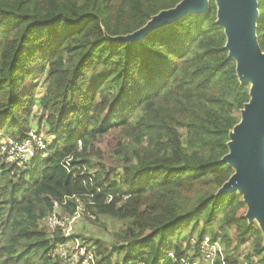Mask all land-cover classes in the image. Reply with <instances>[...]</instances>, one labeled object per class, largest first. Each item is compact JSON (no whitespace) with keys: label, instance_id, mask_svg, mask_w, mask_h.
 <instances>
[{"label":"trees","instance_id":"trees-1","mask_svg":"<svg viewBox=\"0 0 264 264\" xmlns=\"http://www.w3.org/2000/svg\"><path fill=\"white\" fill-rule=\"evenodd\" d=\"M180 1L0 0V138L22 139L34 105L54 137L24 170L0 155V264H63L54 254L63 238L40 220L54 202L71 214L73 199L62 201L72 194L96 215L126 221L110 252L91 248L99 263L178 264L208 236L235 252L250 240L251 263L264 264L263 235L241 194L217 193L234 172L221 159L251 86L228 56L215 2L143 37L111 39ZM257 9L264 51V0ZM104 135L121 159L98 160L91 173L90 156L103 155L93 142ZM68 156L70 172L61 165Z\"/></svg>","mask_w":264,"mask_h":264},{"label":"water","instance_id":"water-1","mask_svg":"<svg viewBox=\"0 0 264 264\" xmlns=\"http://www.w3.org/2000/svg\"><path fill=\"white\" fill-rule=\"evenodd\" d=\"M210 0H181L173 8L152 16L139 30L116 36L131 41L170 23L187 12L202 13ZM217 7L216 23L226 35L228 56L236 61L241 83L250 84V100L240 111V121L230 132L229 152L221 159L234 172L217 193L237 191L246 205L245 217L255 220L263 235L264 246V51L255 33L257 0H213Z\"/></svg>","mask_w":264,"mask_h":264},{"label":"rangeland","instance_id":"rangeland-1","mask_svg":"<svg viewBox=\"0 0 264 264\" xmlns=\"http://www.w3.org/2000/svg\"><path fill=\"white\" fill-rule=\"evenodd\" d=\"M96 73L95 70L89 71L87 74L89 76H93ZM34 80H37V86L36 89V96L39 97L42 94L43 90V77L37 76ZM32 113L30 115V124H27L26 128L29 127H35V129H39L38 132L41 134V136L45 139L47 144L51 143L54 140V137L52 134H50L48 127L45 124L44 118L39 123L38 117L43 116L42 109L38 107V105H34L32 109ZM118 141L115 139L113 135H104L99 138H97L93 142V148L97 149L101 153L103 152L102 159L98 157H94V155L90 156V164L91 169L89 172L93 173L97 168V161L99 160L102 164L108 165L111 162V156L112 154L116 157L121 159L117 154L114 153L113 148H116V144ZM16 170H19V168H15ZM83 202H88L87 199H83ZM75 204V202H74ZM57 217L60 219H63L68 215L66 210L62 208H58L56 210ZM51 216L48 215L45 218H42L40 220V225L44 226L47 233L50 236H58L63 238V241L61 243L57 244L56 252L54 253L56 256H58V259L63 264H75L76 258H75V247L72 243L66 242V239L62 236L61 233V226L58 223H50ZM126 221L125 220H119L115 219L109 216H102V215H96L92 209H85L84 211H81V216L79 219L75 221L73 224V231L72 236L76 237L79 242L83 243L87 248H93L96 252V247L101 246L105 248L107 251L112 250V245L114 242L119 238V232L123 229L125 226ZM185 234V231H183V235ZM234 235V230H229V236L232 238ZM192 238V237H191ZM194 238V237H193ZM234 240V237H233ZM194 240L191 239V242ZM220 241V240H219ZM177 243V242H176ZM187 240L184 238H181L180 245L184 248L187 244ZM235 244V243H234ZM234 254L239 257L247 260L248 262L257 261L256 257H251L250 254L253 250L251 241H247L244 244L241 245L239 248V251L235 252V249L231 247ZM194 250L190 251L192 253ZM111 258L119 261L120 255L117 256L114 254V252L110 253ZM250 256V259H247V256ZM97 259H100L101 254H95Z\"/></svg>","mask_w":264,"mask_h":264},{"label":"built area","instance_id":"built-area-1","mask_svg":"<svg viewBox=\"0 0 264 264\" xmlns=\"http://www.w3.org/2000/svg\"><path fill=\"white\" fill-rule=\"evenodd\" d=\"M49 144L38 132V129L34 127H29L24 134L22 139H14L11 137L0 138V155L3 159L19 170H24L29 167L32 159L35 156L44 158L47 154ZM63 168L70 172L75 168V164L71 162V157H65L61 164ZM91 180V178H89ZM73 199L75 202L74 210L71 214L66 215L65 218L59 219L56 214V210L61 208L57 203H53V211L50 214V223H58L61 226L62 236L66 239V242L72 243L75 247V264H105L99 263L97 257L95 256L94 250L87 248L83 243L72 236L73 224L81 216V211L86 209V203L83 202L82 198L72 194L63 198L62 203L65 204L66 200ZM88 203H92L90 200ZM198 253L196 256L195 251L190 253L193 255L192 259L190 256L182 257L177 260L178 264H215V261L219 259L221 264H227L225 261V256L231 255L236 258V264H253L248 262L243 258H239L234 254L233 250H225V247L220 243L218 239H212L205 236L203 240L198 243ZM172 256V254H169Z\"/></svg>","mask_w":264,"mask_h":264},{"label":"clouds","instance_id":"clouds-1","mask_svg":"<svg viewBox=\"0 0 264 264\" xmlns=\"http://www.w3.org/2000/svg\"><path fill=\"white\" fill-rule=\"evenodd\" d=\"M35 128V127H34ZM39 130V129H38Z\"/></svg>","mask_w":264,"mask_h":264}]
</instances>
